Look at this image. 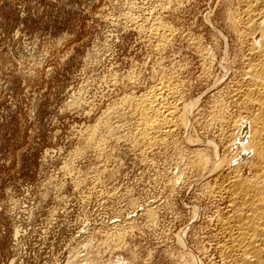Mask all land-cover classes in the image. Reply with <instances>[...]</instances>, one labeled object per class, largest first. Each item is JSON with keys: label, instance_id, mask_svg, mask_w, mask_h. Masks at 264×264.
I'll list each match as a JSON object with an SVG mask.
<instances>
[{"label": "rangeland", "instance_id": "1", "mask_svg": "<svg viewBox=\"0 0 264 264\" xmlns=\"http://www.w3.org/2000/svg\"><path fill=\"white\" fill-rule=\"evenodd\" d=\"M242 5L0 0V264H222L208 169L237 149ZM160 83L176 127L150 142Z\"/></svg>", "mask_w": 264, "mask_h": 264}, {"label": "bare ground", "instance_id": "2", "mask_svg": "<svg viewBox=\"0 0 264 264\" xmlns=\"http://www.w3.org/2000/svg\"><path fill=\"white\" fill-rule=\"evenodd\" d=\"M242 3L241 14L244 19L236 21V30L245 49V63L242 64L243 68L238 76L240 79L236 84L237 88L233 89L235 98L232 97V101L236 106L237 119H233L231 124L234 130L238 131L237 141L234 140L238 150L236 147V151L232 148L234 152L228 153L226 160L223 156L221 160L216 161V165L209 167L208 172L210 170L209 174L214 177L209 196L220 200L224 205L221 213L214 217L221 234L218 251L222 264H264V0H242ZM152 29L157 40L162 42L166 27L156 24ZM167 88L160 83L151 95L137 97L139 114L142 113L150 125L160 123L156 131L143 134L149 141L155 142L158 136L170 134L176 127L171 120L176 92L172 90L175 93L170 94V91L173 102L167 103ZM234 142L231 139L230 143ZM226 144L229 145V142ZM242 151L246 153L244 157L241 156ZM237 157L239 162L233 165L232 162ZM205 160H201V163L206 166ZM191 255L195 263L199 264L197 257Z\"/></svg>", "mask_w": 264, "mask_h": 264}]
</instances>
